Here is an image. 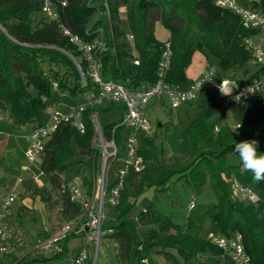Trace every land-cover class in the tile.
<instances>
[{
    "label": "trees",
    "instance_id": "16d2710c",
    "mask_svg": "<svg viewBox=\"0 0 264 264\" xmlns=\"http://www.w3.org/2000/svg\"><path fill=\"white\" fill-rule=\"evenodd\" d=\"M49 1L57 12L56 20L48 21L42 14L43 0H0V114L6 115L15 129L25 125L32 129L43 126L53 107L68 105L63 103L65 99H72L76 104L95 89L90 80L82 86L73 59L83 72L87 71V59L63 34L60 25L95 47L104 79L121 82L133 90L158 80L166 43L172 57L162 78L169 87L188 86L186 70L197 51L205 54L207 68H212L211 57L221 70L246 71L245 67L254 60L246 42L257 32L245 27L233 12L216 6L214 0ZM250 7L264 13V0L253 1ZM105 19L109 26L104 23ZM157 24L168 31L166 41L155 37ZM262 73L264 68L260 66L246 82ZM216 76L222 78L219 74ZM49 78L56 82L55 89ZM63 94L67 97L62 98ZM222 103V96L216 92L203 105L195 107L188 103L196 112L179 134L182 154L187 162L180 170L181 176L197 192L205 186L211 188L216 198L211 215L216 232L225 237L239 233L250 264H264V200L250 203L232 200L229 190L231 180H236L256 193L264 194V182H255L233 151L236 142L254 139L259 142L258 151L264 153V123L230 127L220 121ZM114 108L122 109L109 103L87 107L83 115L84 133H79L71 124L61 123L45 143L40 170L46 176L49 188L36 189L34 196L49 208L57 207L58 217L64 222L74 220L82 213L81 205L71 201L66 191L69 181L63 179L72 154L70 143L74 141L82 157L78 162L79 172H87L90 176L97 162L96 150L92 148L90 115L95 111L100 118L101 114L110 113ZM115 123L103 127L106 135ZM215 127H218L216 132ZM128 132L127 128L117 130L119 144L121 137L127 136ZM153 138L142 137L139 153L144 158L145 169L137 174L128 173L115 206L114 219L106 229V220L103 223V238L108 245L115 247L111 256L113 264H145L144 260L151 264L150 255L153 253L175 261V256L168 251L170 249L176 250L185 260H198V255L204 253L214 257L223 254L209 239L200 236L195 220L189 219L181 227L160 214L153 204L136 215L137 227L148 228L144 237L140 239L127 226L126 212L119 210L130 194L129 189L138 194L151 185L154 162H157ZM228 155L237 162L229 163ZM84 182L90 190L91 179L85 176ZM156 190L160 191L158 187ZM162 190L167 187L163 186ZM81 236L73 233L66 237L61 245L59 243V250L49 257L44 253V256L29 253L18 256L13 251L0 254V264L70 263L80 246L71 250L66 244ZM14 241L22 246L24 239L14 238ZM105 247L104 252L109 253L111 249ZM87 264H92V259ZM199 264L221 263L207 260Z\"/></svg>",
    "mask_w": 264,
    "mask_h": 264
},
{
    "label": "built area",
    "instance_id": "2783aa9c",
    "mask_svg": "<svg viewBox=\"0 0 264 264\" xmlns=\"http://www.w3.org/2000/svg\"><path fill=\"white\" fill-rule=\"evenodd\" d=\"M256 0H214L216 6L224 8L237 15L242 24L264 36V13L254 10L250 4ZM244 2V4L242 3ZM42 14L48 21L57 19V12L49 0L42 2ZM63 34L68 36L69 41L75 44L83 52L87 59V71L83 72L79 64L73 59L80 75L82 86H86L90 80L95 89L86 93L76 104L61 105L53 107L50 111L47 122L37 128H33L29 134V144L23 151V157L28 163L34 162L38 157L43 156L44 146L52 133L59 124L66 123L73 125L79 133H84L85 124L83 115L87 107H97L103 103L115 104L122 107V117L114 124L108 135L100 125L99 114L93 112L90 121L93 127L92 148L96 150L98 170L92 181L89 190L84 182L87 176L84 171L74 175L71 181L66 184V191L73 202L81 205L82 213L76 219L64 222L58 230L49 236H38L35 241V249L44 254L57 252L60 248L59 243L71 234H81V245L70 264H87L89 259L93 263L97 260L103 244V223L104 201L109 196V201L116 206L120 197L121 190L125 183L128 173H141L145 169V161L139 153L142 137L152 135L153 126L146 119L144 110L147 103L154 98L163 95L168 97L171 109H177L183 104H188L197 98L202 88H208L212 92L220 94L223 98V107H228L231 102L240 106L247 103L253 106L252 99L264 92V73L260 78L245 82L230 95H224V90L228 87L227 79H218L214 69L206 68L199 78L191 81L187 87H169L163 81L164 71L168 68L172 51L166 43L162 53V61L158 73V80L153 84L143 86L141 89L133 90L121 82L104 79L101 74V65L95 56V47L83 42L80 38L73 35L66 28H62ZM253 56V61L264 68V50L260 45L246 42ZM52 87H57L56 82L49 78ZM220 85L223 92L220 90ZM240 95L241 99L236 101L235 96ZM62 98L67 95L63 94ZM264 107V105H262ZM239 125L235 126L238 128ZM120 128L129 130L127 136L121 137L120 144L117 141L116 132ZM215 131L218 127L214 128ZM119 161L120 165L114 173L112 182L109 180V172L113 164ZM230 198L236 201L254 202L258 200L257 193L236 180L230 182ZM16 198L13 190H4L0 196V254L15 252L18 249L13 241L12 232L7 230V217L10 208ZM190 207H193L191 204ZM111 232V230H108ZM217 248L230 255L233 264H250V257L245 252L242 236L235 233L230 237H225L218 233L210 235L208 238ZM19 246H21L19 244ZM92 248V249H91ZM48 252V253H47ZM148 264L147 260H144Z\"/></svg>",
    "mask_w": 264,
    "mask_h": 264
},
{
    "label": "rangeland",
    "instance_id": "374dc122",
    "mask_svg": "<svg viewBox=\"0 0 264 264\" xmlns=\"http://www.w3.org/2000/svg\"><path fill=\"white\" fill-rule=\"evenodd\" d=\"M104 21V23L109 26L108 20L105 19ZM154 35L159 41H166L168 38V31L157 24L155 26ZM250 40L252 44L261 45V48L264 49V36L257 33ZM210 60L212 62V69H214L215 73L229 81V85L224 92H228L232 89L231 93H233L241 83H245L248 76L260 67V65H257L251 60V62L245 67L246 71L243 69L221 70L212 57ZM206 67L207 59L205 54L198 51L195 52L191 64L188 66V70L196 75L201 68H204L202 70L203 72ZM202 72L200 74H202ZM200 74L194 79L199 78ZM212 93V90L202 88L198 93L197 98L191 101V105L195 107L196 105H203ZM162 99V101L161 99H151L145 106L144 110L146 119L154 128L151 137H154L153 142L156 146L157 162L155 163L153 180L151 181V185L147 187L144 192L134 194V192L129 189L130 194H128L126 202L120 207L119 211L126 212L127 226L134 231L140 239L144 237L148 228L137 227L136 215L147 206L153 204L160 214L166 215L173 221V223L179 224L181 227L185 226L189 219L195 220L199 225L200 236L207 240L210 235L217 233L211 219V215L214 213L216 205L215 195L208 186H205L200 192L195 191L185 183V179L181 176L180 172L187 162L182 154L179 134L194 117L196 109H191L188 104H183L177 109H171L168 98L163 96ZM63 103L69 105L75 103V101L72 99H65ZM262 105H264V93H262L260 97H257L256 100H253L252 107H249L247 103L240 106L231 102L228 107L222 108L220 121H222L221 117L225 119L224 117L226 116L227 124L230 127L264 123V107H262ZM121 117L122 111L114 108L110 113L101 114L99 122L100 125L104 127L107 124L118 122ZM158 125L163 126L161 130L157 128ZM28 127L29 126L27 125V128ZM70 145L72 154L67 163V170L63 175L65 181H71L72 177L78 174V162L82 159L74 141H71ZM13 159L15 160L14 165H9L3 160L0 161V166L2 167L0 171V185L4 183V181L2 182L3 179L7 180V186L9 189H13L16 194V198L6 219L7 230L12 232L13 229H20L22 232L17 238V240L24 239L22 246H19V242H15L18 246L17 250L20 249L18 251L19 253L30 252V254L34 256H44L43 252L33 250L38 235L42 234L44 231L45 226L44 223L42 224V215L38 214L34 202L33 204H29L30 209H24L22 204L25 202V194H18L19 191H23V188L28 191H33L38 187H48V180L40 170L41 156L31 164L25 159H21L18 153L14 155ZM85 161L88 162V160ZM227 161L229 163H236L237 159L228 155ZM97 165V162H95V166H93L91 171L89 170L90 176L85 172L87 177L91 179V182L94 179V175L97 173ZM119 165V161H116L113 164V167L109 172L110 182L113 181L114 173ZM20 179H22V181H20ZM40 183L41 185H38ZM163 186L167 187V190H162ZM157 187L160 191L156 190ZM257 196L258 199L264 200V194L257 193ZM191 204L193 207H190ZM44 206L49 221L47 227L51 229L47 231L53 232V230L60 227L64 221L58 217L57 207L49 208L46 205ZM103 210L106 220L104 228L106 229L108 225H111L115 215V206L109 201V196L105 198ZM18 212L20 214H18ZM80 241L81 238L79 237L72 238L68 241L67 247L73 248L77 246ZM109 245L108 242H106V239L103 238L101 251H106L105 246L109 247L111 251L109 253L105 252L104 255L100 253L94 263L92 260V264H113L112 257L115 247L114 245L112 246V244ZM168 251L175 256V261L174 259H168L161 254L153 253L150 255L151 264H199V262L206 263L207 260L209 262L219 260L221 264H230L231 262L227 253L215 257L209 253L199 254L198 262L197 258L185 260L176 250L170 249ZM45 256L49 257L51 254H46ZM69 259H72V257ZM47 264H57V262L48 261Z\"/></svg>",
    "mask_w": 264,
    "mask_h": 264
},
{
    "label": "crops",
    "instance_id": "0c3cea01",
    "mask_svg": "<svg viewBox=\"0 0 264 264\" xmlns=\"http://www.w3.org/2000/svg\"><path fill=\"white\" fill-rule=\"evenodd\" d=\"M239 1H241V0H239ZM262 50H264V49H262ZM192 58H193V56H192ZM203 69L204 68H201L199 70V72L195 75L190 70H188V68H187V70H186V78L188 80V83H190L191 81L194 80V78H196L197 76H199V74L202 72ZM258 78H260V75H259V77H254L253 80L258 79ZM262 93H264V92H262ZM262 93L259 94L258 96H255L252 99V101L253 100H256L257 97H260L262 95ZM163 96H166V95H163ZM163 96H161L159 98H154V99H161V101H162L163 100L162 99ZM224 118L225 119H223L221 117L222 122H226L227 123L226 116ZM28 126H29L28 128H27V125H25V126L21 127L20 129H15V128H13L9 124L8 119H7V116L0 114V161L3 160L5 162H7V164H9V165H14L15 164V160L13 158H14V155L16 153H18V155H19V157L21 159H24V157H23V151L25 150V148L29 144V134H30V131L32 130L31 126L30 125H28ZM239 126H242V125H239ZM157 128L158 129L161 128V125H160V127L157 126ZM153 132H152V134H153ZM148 137H151V135L148 136ZM41 160H42V157H41ZM155 163L156 162H154V164ZM1 168L2 167L0 166V171H1ZM3 181H4V183H2V185H0V196H1V193L4 190H8L9 189V187L7 186L8 183H6L7 180L3 179L2 182ZM20 181H22V179H20ZM38 185H41V183L38 184ZM41 188H49V183H48V187L47 186H44V187H40V188L38 187L36 189H41ZM9 190H13V189H9ZM35 190H33V191H30L29 190L28 191V190H26V189L23 188V191H19L18 194H25L24 195V198H25L24 201L25 202H24V204H22V207L24 209H30V207H29L30 205L29 204H33V202H34V204L36 205V209H37L38 214L42 215V217H41L42 220H43L42 221V224L44 223V226L45 227H44V231L42 232V234H39L38 236H43V235L49 236V235L53 234L56 230H58L59 227L56 228L55 230H53V232L52 231L51 232H48L51 229H49V227H47V225H49V223H48L49 221H48L47 213L45 212V206H44L45 204L40 200V198L38 196H34V191ZM21 210H22V208H21ZM18 214H20V213L18 212ZM21 233L22 232L20 231V229H18V230L13 229V231H12V235L14 236L15 239H17L18 236L21 235ZM81 243H82V241H80L77 246H75L73 248H69V249L72 250V249L78 248L81 245ZM19 250H16L15 251V254L16 253H19L18 252ZM25 254H28V253L27 252H22V253H19L17 255L18 256H22V255H25ZM29 254H30V252H29ZM229 257H230V255H229ZM230 261H231L230 264H232L231 257H230Z\"/></svg>",
    "mask_w": 264,
    "mask_h": 264
},
{
    "label": "clouds",
    "instance_id": "9594fccd",
    "mask_svg": "<svg viewBox=\"0 0 264 264\" xmlns=\"http://www.w3.org/2000/svg\"><path fill=\"white\" fill-rule=\"evenodd\" d=\"M220 90L223 92L221 85ZM231 92L232 89L223 94L230 95ZM234 99L239 101L241 96L237 95ZM258 146L259 142L257 140H243L234 144L233 151L238 155L243 169L251 173L253 180L255 182H264V153L258 151Z\"/></svg>",
    "mask_w": 264,
    "mask_h": 264
},
{
    "label": "water",
    "instance_id": "95a60500",
    "mask_svg": "<svg viewBox=\"0 0 264 264\" xmlns=\"http://www.w3.org/2000/svg\"><path fill=\"white\" fill-rule=\"evenodd\" d=\"M158 127H160V125H158Z\"/></svg>",
    "mask_w": 264,
    "mask_h": 264
},
{
    "label": "bare ground",
    "instance_id": "6f19581e",
    "mask_svg": "<svg viewBox=\"0 0 264 264\" xmlns=\"http://www.w3.org/2000/svg\"><path fill=\"white\" fill-rule=\"evenodd\" d=\"M234 127V126H233ZM216 132V131H215ZM123 190V189H122Z\"/></svg>",
    "mask_w": 264,
    "mask_h": 264
}]
</instances>
